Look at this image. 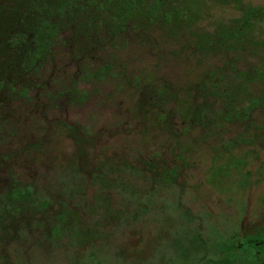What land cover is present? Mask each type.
<instances>
[{"label": "rangeland", "instance_id": "rangeland-1", "mask_svg": "<svg viewBox=\"0 0 264 264\" xmlns=\"http://www.w3.org/2000/svg\"><path fill=\"white\" fill-rule=\"evenodd\" d=\"M167 2L185 10V0ZM196 2L193 25L175 32L143 21L84 38L68 30L49 60L22 65L7 83L13 64L0 48V198L30 185L37 196L67 200L50 216L76 219L67 232L26 212L14 224L22 234L1 240L0 264H212L229 259L231 238L264 226V80L237 95L243 106L261 100L247 117L224 121L221 98L211 101V123L182 117L200 105L197 87L215 70L223 86L241 83L233 68L263 67L262 39L247 35L229 52L199 48L204 34L214 37L241 13L234 0ZM12 20L0 12V38L16 32ZM9 218L0 216L1 237Z\"/></svg>", "mask_w": 264, "mask_h": 264}, {"label": "trees", "instance_id": "trees-1", "mask_svg": "<svg viewBox=\"0 0 264 264\" xmlns=\"http://www.w3.org/2000/svg\"><path fill=\"white\" fill-rule=\"evenodd\" d=\"M16 1L0 0V12L14 18L11 21V27L16 31L10 33L8 38H0V48L8 54L5 60L8 59L7 63L9 64L12 62L13 66L9 69L14 71L5 78V83L10 79H14V74L17 75V71L23 67L22 65L30 64L32 66L38 64V66H41L49 60L53 55L56 42L61 40L62 34L68 30H74L78 36L84 38L85 30L88 31L87 34L85 33L86 35L89 34V31L93 33L99 30L112 34L125 30L130 23H136L135 26H137L140 23L139 21H143L146 23H159L162 28L174 26L172 31L175 32L183 27V24L191 27L198 14L195 10L197 0H185V10L177 9L178 6L173 3L170 8L167 0ZM233 3H236V9L240 10L241 16L232 19L228 26L220 25V30L216 31L214 37L204 34L200 39V43H198V47L208 50L223 46L225 51L229 52L230 49H238L239 45L245 42L247 35L254 33L255 36L258 35V39H262L256 45L263 49V56H261L263 67L250 71V74L233 68L234 79L241 82L239 85L235 83L228 84L229 82H227L222 86V70H215L207 75L206 79L197 87V92L204 96V99L200 101V105L190 104L184 108L182 117L186 122H194L195 124L198 122L211 123V101L215 98H221L225 103L224 106L222 104L219 108L222 107L219 116L224 121L247 117L249 109L261 101L250 97V105L243 106V103L238 101L237 95L242 92L248 93V84L253 80H264V38H261L264 34V27L261 26L264 21V7L247 6L241 0H234ZM185 15L186 17H184ZM143 17L148 20H142ZM86 37L91 41V38ZM17 45L24 48L20 51L18 57L12 58L11 54ZM17 65H19V68ZM108 69L109 66H106L101 72L105 73ZM165 93L166 91L163 90L157 99L162 101L161 99L165 96ZM217 101L220 102L219 99ZM78 189L77 186L70 188L67 191V199L75 197ZM34 190L30 185L17 186L14 189L11 187L5 191L4 197L0 198L3 201L0 216L2 218L10 217L8 225L2 229L3 237L0 236V243L10 233L22 234V224L18 226L14 224L17 222L16 220L22 219L26 212H30L32 209L38 212V221L44 227L48 223L61 221L66 225L64 230L67 232L74 230L76 219L72 214L65 216L64 212H59L54 218L50 216V209L54 204L59 203L63 207L67 204V200L63 203L60 200L56 202L53 197H42L39 191L37 196ZM76 233V236H81L79 232ZM51 234H55L54 231ZM238 239L234 236L224 245V255L227 253L229 259L223 261V259L210 258L212 264H260L258 255L264 253V226L256 234ZM261 264H264V261Z\"/></svg>", "mask_w": 264, "mask_h": 264}, {"label": "flooded vegetation", "instance_id": "flooded-vegetation-1", "mask_svg": "<svg viewBox=\"0 0 264 264\" xmlns=\"http://www.w3.org/2000/svg\"><path fill=\"white\" fill-rule=\"evenodd\" d=\"M18 186V185H17ZM17 186H12L13 187V189H14V187H17ZM18 187H21V186H18ZM10 189V188H9ZM263 227V226H262ZM261 227V228H262ZM261 228H259V229H261ZM252 236V235H251ZM258 260L260 261V264L264 261V253L262 254V255H258Z\"/></svg>", "mask_w": 264, "mask_h": 264}]
</instances>
